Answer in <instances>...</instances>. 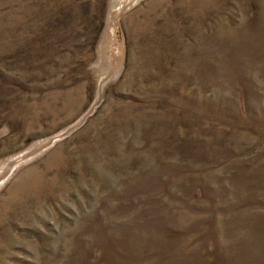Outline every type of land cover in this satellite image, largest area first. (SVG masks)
<instances>
[{"label":"rangeland","instance_id":"374dc122","mask_svg":"<svg viewBox=\"0 0 264 264\" xmlns=\"http://www.w3.org/2000/svg\"><path fill=\"white\" fill-rule=\"evenodd\" d=\"M0 264H264V0H0Z\"/></svg>","mask_w":264,"mask_h":264}]
</instances>
